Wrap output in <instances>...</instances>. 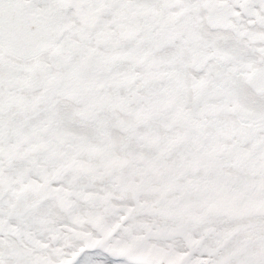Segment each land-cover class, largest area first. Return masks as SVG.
<instances>
[{"label":"snow or ice","instance_id":"1","mask_svg":"<svg viewBox=\"0 0 264 264\" xmlns=\"http://www.w3.org/2000/svg\"><path fill=\"white\" fill-rule=\"evenodd\" d=\"M0 264H264V0H0Z\"/></svg>","mask_w":264,"mask_h":264}]
</instances>
